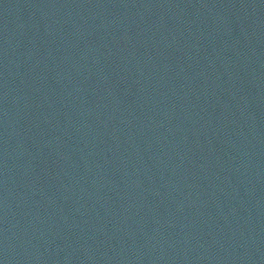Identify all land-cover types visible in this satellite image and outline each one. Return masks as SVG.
<instances>
[{
    "label": "water",
    "instance_id": "obj_1",
    "mask_svg": "<svg viewBox=\"0 0 264 264\" xmlns=\"http://www.w3.org/2000/svg\"><path fill=\"white\" fill-rule=\"evenodd\" d=\"M0 264H264V0H0Z\"/></svg>",
    "mask_w": 264,
    "mask_h": 264
}]
</instances>
